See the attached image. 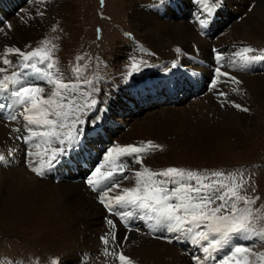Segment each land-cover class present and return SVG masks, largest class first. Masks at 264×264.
<instances>
[{
    "label": "bare ground",
    "instance_id": "1",
    "mask_svg": "<svg viewBox=\"0 0 264 264\" xmlns=\"http://www.w3.org/2000/svg\"><path fill=\"white\" fill-rule=\"evenodd\" d=\"M147 1L123 0L122 6L125 5L129 11L130 24L135 30L136 36L135 38L132 35V38L135 39L132 41L135 44H132V48L126 51L127 54L124 51L123 54L129 55L137 51L142 59H147L149 63L155 61L158 63H153L156 68L143 69L139 74H133L131 83L127 86L122 83L121 76L115 83L107 82L106 85L109 87H106L105 90L106 92H112V98L109 101L110 110L105 115L103 124L97 129L103 128L102 126L105 123L108 128L111 126L115 131L110 137V141L114 142L113 145H141L149 140L154 144H159L161 150L151 153L152 160L147 157L143 160V166H147L152 170L159 171L167 167L187 169L188 167L182 164V161L192 160L196 158L195 156L199 157L204 153L207 154V158H204L206 164L219 163L220 160H223V155H226V157L229 155L228 148H232V145L235 144L238 145L236 142L243 146L247 144L246 139H250L251 136L246 131L245 126L250 117L245 113L234 111L231 107L223 110L222 105L220 106L215 100L217 90L210 88V90L204 91L202 96L197 97L198 93L195 90L199 83L196 78H191L189 84L185 83L189 88V94L184 95L178 103L161 104L163 107L156 108L159 103L154 102L160 99L159 96L168 95L173 98L174 102L177 100L179 88L175 84L179 81L175 78L168 81L155 80L165 77L163 72L167 69L162 68V66L170 65L176 58L174 48L177 46L187 53H191L193 48L198 49V52L196 55H188L187 58L181 59L182 66L171 70L166 76L182 74L190 70L201 75H205L207 72L211 74V70L208 68L214 62V53L211 47H216L217 51L224 55L226 62L222 70L232 75L231 70L234 68L231 69L230 59L233 58L234 52L239 51L244 46L253 47L258 43L264 45V0H240L241 2H238V0H224V5L228 9L235 5L245 4V10H253L255 17L250 21L246 19L239 20L237 15L235 23L231 21L229 24L222 25L231 19L226 18L229 16V11L224 13L223 6L215 13L212 23L206 30V35L200 34L196 20L197 16L202 17L204 15L201 12L203 5L199 0H178L176 14L172 8L175 6L174 0H172L171 7L161 9L159 14L152 10L153 6L147 4ZM16 3H20V0H8L6 6L8 5V8L11 5L15 7ZM35 4L36 0H31L27 7H32ZM68 5V0L54 3L49 17L44 21L37 20L31 26L30 24L33 22H21L17 18L20 22L13 23L15 34L11 35L14 40L10 41L7 47H19L23 51L40 47L41 43L38 42L46 39L51 34V30L57 26L58 21H55L54 18H59L58 20L61 22L65 17L68 16L69 18L70 8ZM22 6V3L18 5V7ZM24 7L26 8V6ZM8 8L0 4V11L5 13L2 16L4 20H10L13 15V12L9 11ZM244 16L247 15L245 14L242 17ZM219 19L221 20L218 21ZM211 30L216 33L214 38H209V34L207 35V31ZM223 31L224 33H222ZM63 45L64 43L59 42V46ZM142 49L143 51H141ZM153 53L155 55H152ZM262 53L256 52L255 54L262 55ZM11 57L9 58L11 59ZM15 58L18 59L19 57ZM198 58L205 61L203 65L198 64ZM259 62L261 61L253 62L248 68L244 69V73L238 78L241 81L240 85L237 86L225 77H220L217 85L225 89L228 94L242 96L246 104H257L259 109H264V73L252 74L254 70L260 72L259 70L264 69V60H262L263 65H259ZM13 65H15L14 62ZM68 67H71V65ZM68 67H65V65L59 68L55 67L53 71L59 70L65 82L74 81L75 73L74 70L72 71V67L68 75L63 71ZM2 75L0 74V78H2ZM43 83L41 81V85ZM162 85L166 86L159 90L158 87ZM140 87H144L143 89L151 96L141 95L139 98ZM237 87L240 90L239 94L232 91L233 88ZM105 90L103 87V93ZM130 90L131 93L129 94ZM49 91L50 86H45V97ZM131 100L136 101L133 106L130 105ZM4 101V99H0V103H4ZM5 102L8 103V101ZM131 107L132 110H130ZM154 107L159 111L147 112L153 110ZM164 107L181 108L178 109L180 110L178 113L175 110L173 114H170L168 110L165 112L162 109ZM137 108L143 110V116L139 115L141 113ZM161 109L163 111H160ZM187 113L192 114L193 117H187ZM134 114H137V116H132ZM127 117L128 119L132 117V120L123 123ZM14 122L15 124H13V121L0 118V154L8 157L10 151L13 153L10 165L0 163L1 223L3 224L5 220L12 223L13 228H9V232L15 233L21 239H28L30 233L33 234L35 230L39 231L41 234L37 240L40 246L37 248V250L40 249L38 255L45 253L43 249H48V254L42 255L45 256L44 260L51 261L52 258H58L61 264H117L114 256L103 255L105 246L102 244L101 237L108 231V226L105 223V216L108 214L94 198L96 194L86 187L85 182L75 180V178L89 173L83 165L82 159L86 157L89 162H95L99 165L103 163L102 158L106 151L102 153L101 157L98 155V149L90 147L87 140L79 150L80 154H73L74 160L72 162L62 164L56 168L61 177L60 180L47 178L46 176L43 178L37 177L27 166L32 159L26 156L29 146L23 143L22 140L16 139L17 136L22 137L26 134L25 128L21 124H16L18 121ZM17 127L20 128L19 133L12 131ZM89 132L91 135L88 134V139L91 136L90 140H94L92 132ZM229 136H235L236 142L225 145ZM92 148L95 154L87 152L88 149ZM158 151L161 152L155 154ZM99 159L101 162H99ZM126 162L132 164L130 159ZM138 165H134V168H131L130 171L140 170L141 165ZM197 169L202 168L191 167V170L195 171ZM105 170L107 169H102V171ZM126 175H129V173ZM131 186H134V177L122 182V187ZM114 194L111 193L110 195ZM109 218L117 221V241H124L125 227L119 223L117 217L109 216ZM22 228L27 230L26 233L22 234ZM133 229H139V231L128 232L127 240L124 241L122 249L118 250H122L125 255L131 257L134 264H195L192 255H202L196 247L187 251L188 249L180 246L175 240L169 242V239H165V237L170 238L172 234L166 231L149 234L143 222H140V225L133 226ZM28 230L30 233H27ZM251 243L253 244L254 241H244L236 238L233 241V246H250ZM230 250L229 247L219 252L217 259ZM253 251L256 253L264 252V247L259 246L257 243ZM84 256L88 259H84ZM249 260L251 264H264V261L259 260L258 256H250ZM208 264H216V261H209Z\"/></svg>",
    "mask_w": 264,
    "mask_h": 264
},
{
    "label": "snow or ice",
    "instance_id": "2",
    "mask_svg": "<svg viewBox=\"0 0 264 264\" xmlns=\"http://www.w3.org/2000/svg\"><path fill=\"white\" fill-rule=\"evenodd\" d=\"M199 2L203 5L201 12L204 15L197 16L196 20L200 34L206 35L224 0ZM171 3L172 0H156L152 10L159 14L161 9L171 7ZM38 15L43 16L44 12ZM5 27L10 31L13 25L0 21V32H4ZM41 45L31 51L13 46L4 50L3 57H0V74H3L0 78V99L8 103H0V112L7 108L4 118L8 121H17L18 117H22L26 134L16 139L29 146L26 156L32 159L27 166L37 177L43 178L48 171L72 162L74 153L80 154L79 150L88 139V132L96 131L103 124L110 110L112 92H104L102 96L93 98L101 91L94 81L80 83L77 75L74 81L65 82L59 70L53 71L56 67L53 59L55 45L47 39L42 40ZM257 51L251 46L242 47L234 52L230 66L246 69L253 62L264 60V55L255 54ZM197 52L196 48L187 53L181 47H175L176 58L170 65L162 66L167 69L163 74L181 67V59ZM10 56L19 57V62L13 65ZM214 59L218 66L214 68L211 89L217 90L220 77L240 85L241 81L236 76L222 70L224 55L214 50ZM153 66L147 59L133 58L130 68L120 79L127 86L133 74ZM37 81L44 83L41 85ZM45 86H50L46 97ZM232 91L239 94L240 90L237 87ZM217 95L224 97L223 102L232 103L236 109L245 113L249 111L240 103L228 101L226 93L217 90ZM12 131L19 133L20 128ZM160 149L161 146L151 140L141 145L115 144L106 149L103 163L87 174L86 187L96 194L94 198L108 214L105 216L108 231L101 237L105 246L103 255L114 256L117 264H134L131 257L118 249H122L128 232L139 231L133 229L132 224L140 220L149 234L166 231L174 234L170 238L165 237L169 242L183 239L195 246L202 254L192 255L195 264H208L209 261H216V264H251L250 256H258L259 260L264 261V252L253 251L257 243L264 247V228L257 227L251 207L259 197L248 198L241 194V189L248 182L244 179L243 170L225 177L222 171L205 175L182 167L156 171L143 166L144 158ZM12 156V151L8 157L0 154V163L10 165ZM124 157H132V164L125 162ZM136 164H140L141 169L131 172L130 169ZM126 171L129 175H124ZM133 177L134 186L122 187L124 180ZM241 202L243 206H240ZM109 216L117 217L125 227L124 241H117V221ZM236 238L254 243L250 246H233ZM229 247L231 250L217 259V254ZM51 264H61V261L52 258Z\"/></svg>",
    "mask_w": 264,
    "mask_h": 264
},
{
    "label": "rangeland",
    "instance_id": "3",
    "mask_svg": "<svg viewBox=\"0 0 264 264\" xmlns=\"http://www.w3.org/2000/svg\"><path fill=\"white\" fill-rule=\"evenodd\" d=\"M59 1L61 0H43V2H41V0H36V4L34 6L27 7L31 3L30 0L29 3H23V6H26V8H23V6L19 8V4L16 3L15 7L11 5L12 7L10 6L8 8L11 9L9 11L13 12L10 20H4L2 16L5 13L0 11V21L12 23V25L15 22H20L19 20H21V22H33L30 24L31 26L32 24H35L37 20L44 21L45 19H47L49 17V14L51 13L52 5ZM174 1L176 2L177 0ZM155 2V0H148L147 4L154 6ZM238 2L241 1L238 0ZM68 3V6L70 8L68 12L69 18L67 16L61 22L58 20L59 18L57 19L55 17V21H58L56 24L57 26L54 27L56 30H51V34L48 35L46 39L51 41L52 45H55L53 59L56 61V68H59L63 65H65V67L71 65L72 71L74 70L75 73V78L77 77V75H79V81H94L95 85L101 91L98 95H94L93 98H98V96H101L103 93V87L104 90L106 87H109L108 85H106L107 82L115 83L118 81L119 76H122L127 72V70L130 68L133 58L137 60L142 59L137 51L126 55V51L132 48V44H135L132 41L135 40L132 38V34L135 36V30L130 24L128 9L125 7V5L122 6V4L124 3L123 0H68ZM223 6L224 13L229 11V16H227L226 18L231 19L228 20L229 22H226L222 25L229 24L231 21L233 23L236 20L235 18L237 17V15L239 17V20L246 19L250 21L255 17V15L253 14V10H245V4H242L240 6L235 5L233 7H230L229 9L225 5ZM39 12H44V15H38ZM233 14L235 15L233 16ZM245 14L247 16L242 17ZM14 31V27L10 31L5 27L4 32H0V57H3L4 50L7 48V44L10 41L14 40L11 36L15 34ZM130 33H132L130 36L127 35ZM222 33H224V31ZM41 41L38 43H41ZM59 42L64 43V45L59 46ZM260 46H262L263 48H261ZM253 47L258 50L257 52L264 53V45H262L261 43H258L255 46L253 45ZM123 51L126 52V54H123ZM263 53L262 55H264ZM15 57L16 56H12L11 60L14 62V64H17L19 62V58L16 59ZM78 57L80 59H78ZM58 61L60 64L58 63ZM153 63L156 64L158 62L155 61ZM259 65H263L262 61L259 62ZM71 67L63 70L65 74H69V70ZM152 68H156V66L146 69L150 70ZM233 68L231 66V69ZM77 69H79V72H77ZM228 69L230 70V68ZM231 71L232 75L236 76L238 79L239 77H241L245 70L234 68ZM259 71L260 72L254 70L252 74L258 75L264 73V69H261ZM220 88L221 87L218 86L217 90L226 93L228 101L240 103L242 107H247L249 109V111L245 113L233 107L232 103L223 102L224 97H219V95L217 94L215 95L216 102L219 103L220 106L222 105L223 110H225L227 107H231L234 111L243 114L245 113L250 117L246 122L245 127L247 128L246 131L249 132L251 138L246 139L247 144L243 146L242 144L236 142L235 136H229V138L227 139L228 141L226 140L225 142V145H228L230 142H236L238 145L235 144L232 145V148H228L227 152L229 153V155H227V157L226 155H223L224 158L223 160H220L221 162L219 163L206 164L204 158H207V154L204 153L199 157L195 156L196 158H193L192 160L182 161V164L186 165L188 167L187 169L189 170H191V167L202 168L203 170L197 169L195 171H198L205 175H210V173L213 171H222L225 173V177H227L230 173L243 170L244 179L248 182L241 189V194L247 196L248 198L259 197V199L255 200V203L251 207L254 213V222L256 223L257 221H259L256 223L257 226L260 228H264V113H262L264 112V109H259V106L257 104L248 105L245 103L242 96L228 94L225 89ZM117 98L119 97L117 96ZM161 104L162 103L156 105V108L163 107ZM180 108L181 107L177 109H171L164 107L162 109L165 110V112H167L168 110L170 114H173L175 110L178 113V111H180L178 109ZM162 109L160 111H163ZM138 110L139 113H141H138L139 115L144 114L142 109ZM153 110L147 112L159 111L156 110L155 107L153 108ZM132 116L136 117L137 114H134ZM128 117L124 119L123 123L130 122V120H132V117L129 119ZM187 117L193 116L192 114L187 113ZM17 123L19 124V122H16V124ZM13 124H15L14 121ZM113 144L114 142H111L112 146H114ZM160 152L161 151H158L155 154H159ZM146 157L150 160H152L153 158L152 154H149ZM136 165L139 166L138 164ZM133 168L134 165L132 166V169ZM240 206H243L242 202ZM9 228H13L12 223L6 220L3 221V224L0 226V264H51L50 260H44L45 256H42L48 254L47 248L43 249V251L45 252L44 254L38 255L40 254V249L37 250V248H39L40 246L38 245L37 240L40 238L41 234L39 233V231L35 230V232L31 234L28 230L27 233H30L28 239H21L18 238L15 233L9 232ZM26 231L27 230H25L24 228H22L21 230L22 234L26 233ZM12 234H15L16 236H13ZM46 258L49 259L48 256H46ZM83 258L88 259V257L85 256Z\"/></svg>",
    "mask_w": 264,
    "mask_h": 264
}]
</instances>
